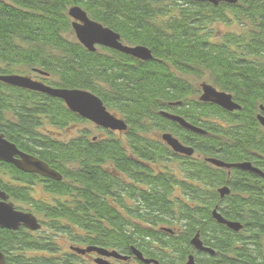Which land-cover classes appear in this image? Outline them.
<instances>
[{
  "label": "trees",
  "instance_id": "trees-1",
  "mask_svg": "<svg viewBox=\"0 0 264 264\" xmlns=\"http://www.w3.org/2000/svg\"><path fill=\"white\" fill-rule=\"evenodd\" d=\"M71 7L124 45L146 47L152 60L86 50L72 31ZM218 24L241 30L215 36ZM29 74L49 87L90 92L127 130L95 127L100 138L81 128L66 139L62 131L88 121L61 100L0 82V132L61 176L50 180L0 162V190L43 219L38 232L0 229L5 264H82L84 257L95 264V253L71 247L135 260L134 248L159 264H183L191 253L196 264H264V177L234 171L227 180L203 160L248 162L264 174V128L256 119L264 114V0H0V76ZM206 75L239 110L198 100L201 91L187 76ZM163 111L204 134L182 129ZM164 133L194 155L174 153ZM224 184L231 194L221 201L215 189ZM38 189L42 197L35 198ZM215 206L242 230L213 220ZM197 233L213 255L194 252Z\"/></svg>",
  "mask_w": 264,
  "mask_h": 264
},
{
  "label": "water",
  "instance_id": "water-1",
  "mask_svg": "<svg viewBox=\"0 0 264 264\" xmlns=\"http://www.w3.org/2000/svg\"><path fill=\"white\" fill-rule=\"evenodd\" d=\"M186 1L194 3H209L213 6H218L220 3H236V0ZM67 15L72 21L71 28L75 39L86 50L95 52L96 46H100L117 51L121 54L130 56L143 62L152 60V55L149 49L144 46L124 45L121 42L120 36L118 34L102 26L100 23L90 20L86 12L81 8L71 7L69 8ZM36 72L40 75H45L40 71ZM0 82L17 88L45 94L49 97L61 100L68 110L78 115L82 119L90 122L97 128L111 132H125L127 130L125 122L122 119L117 118V116L114 114L108 112L101 100L90 92L79 89L53 88L46 86L41 82L32 80L28 76L19 75L0 76ZM199 89L201 94L198 97V100L201 102L214 104L227 112H233L240 109V107L232 100L231 95L218 91L209 84L201 83ZM260 109L262 112H264V108L260 107ZM159 114L163 118L176 123L184 130L196 134H204L201 129L190 125L184 119L176 115H171L166 112H160ZM256 119L262 128H264V114H258ZM161 140L176 154L187 157L193 154L192 148L185 147L169 133L162 134ZM206 161L217 168L240 169L264 177V174L261 172V170L253 167L248 162L227 164L215 159H208ZM0 162L10 164L25 174H34L55 181L61 180L59 173L50 168L39 158L18 150L17 147L9 142L1 132ZM227 192L228 190L226 188L220 190L221 195H224ZM212 217L217 221V223L227 226L234 232H237L241 229V225L239 223L230 222L223 219V217L218 214L215 209L212 211ZM20 228L35 232L41 228V224L32 213L17 210L14 204L9 201L8 195L0 190V229L17 231ZM160 230L169 234L172 233V230L170 229L162 228ZM190 244L195 251L205 252L210 255L214 254L213 250L202 245L198 233L190 240ZM70 249L80 255H84L86 253H95L98 256L96 259H94L95 264H111L106 260L108 258L118 261L128 260V256H123L118 254L116 251H107L102 248L88 247L85 249H79L71 247ZM131 253L138 261L142 262L143 264H159L155 260L144 258L142 254L134 248L131 249ZM0 264H5V258L1 252ZM185 264H194V260L191 255L188 256Z\"/></svg>",
  "mask_w": 264,
  "mask_h": 264
},
{
  "label": "rangeland",
  "instance_id": "rangeland-1",
  "mask_svg": "<svg viewBox=\"0 0 264 264\" xmlns=\"http://www.w3.org/2000/svg\"><path fill=\"white\" fill-rule=\"evenodd\" d=\"M236 25V24H235ZM241 29L240 28H237V26H231V25H223V24H218L215 26V29H214V34L215 36H219V35H222V34H225V33H229V32H236V31H240ZM100 52V50H98ZM28 76H31V78L33 79H39L37 76L33 75V74H29ZM187 79L192 83L193 87L198 90L197 88H199V84H201L202 82H205L207 84H210L211 85V82L208 81L209 79V76L206 75L202 80H196L195 78L193 77H189L187 76ZM200 93H198L199 95ZM194 98H196V96H194ZM89 129L91 132H92V135L94 136H100V138H104V134L98 130H95V126L93 124H91L90 122H88V124H84V125H79V126H76V127H71L69 129H66L64 131H62V135L64 138L68 139V138H72L73 136L76 135L77 131L79 129ZM100 133V135H99ZM116 135H118V133H115ZM34 197L35 198H38V197H42L41 194H40V189H38L35 194H34ZM11 202L14 204V206L18 209V210H21V211H24V212H28L29 209H28V205L26 204H18L17 202L11 200ZM39 223L40 221L42 222V217H37ZM42 231H46V229H42ZM60 241L62 239H59ZM59 242V241H58ZM62 243V241L60 242ZM67 245L65 246V250H67ZM83 262L82 264H93L92 262V258H87V257H84L83 259ZM129 264H135L134 262H130Z\"/></svg>",
  "mask_w": 264,
  "mask_h": 264
},
{
  "label": "flooded vegetation",
  "instance_id": "flooded-vegetation-1",
  "mask_svg": "<svg viewBox=\"0 0 264 264\" xmlns=\"http://www.w3.org/2000/svg\"><path fill=\"white\" fill-rule=\"evenodd\" d=\"M192 155H194V153L192 154ZM191 155V156H192ZM191 156H188V157H191ZM195 158L197 159V158H200L201 159V157L200 156H197V155H195ZM208 159H215V160H218V159H216V158H203V160L205 161V162H207L206 160H208ZM220 161V160H219ZM208 163V162H207ZM210 164V163H209ZM233 164H235V163H233ZM212 165V164H211ZM215 168H217V167H215ZM219 170H221V171H224L225 173H226V177H227V180L229 179V177H231V174L234 172V171H239V172H247V173H250V172H248V171H243V170H240V169H222V168H218ZM252 174V173H251ZM253 175H255V174H253ZM256 176H258V175H256ZM227 180L225 181V183H227ZM220 189H223V188H226L227 190H228V192L226 193V194H224V195H219L218 194V197H219V199L222 201V200H224L226 197H228L230 194H231V188H230V186H228L227 184H224L223 186H221V187H219ZM9 201H11L10 200V198H9ZM214 209L216 210V212L218 213V214H220L221 215V213L219 212V210H218V206H215L214 207ZM212 213V212H211ZM211 215V217H212V214H210ZM223 217V216H222ZM212 219L213 220H215L213 217H212ZM223 219H225V218H223ZM226 220V219H225ZM216 221V220H215ZM228 221V220H227ZM217 222V221H216ZM242 230V229H241ZM241 230H239V231H237V232H235V233H238V232H240ZM234 232V231H233ZM202 245L204 246V244H203V242H202ZM194 252H198V251H195L194 250ZM198 253H202V252H198ZM189 255H191V256H193V260H194V264H196L195 263V254H193V253H191V254H189ZM188 255V256H189ZM188 258V257H187ZM109 263H111V264H129L130 262H134L135 263V260H137L136 258H135V260H134V258L133 257H129L128 258V260L127 261H118V260H114V259H111V258H108V259H106ZM153 260V259H152ZM138 261V260H137ZM187 261V259L184 261V263L183 264H185V262ZM136 264V263H135Z\"/></svg>",
  "mask_w": 264,
  "mask_h": 264
},
{
  "label": "bare ground",
  "instance_id": "bare-ground-1",
  "mask_svg": "<svg viewBox=\"0 0 264 264\" xmlns=\"http://www.w3.org/2000/svg\"><path fill=\"white\" fill-rule=\"evenodd\" d=\"M177 105H180V104H177ZM163 112H166V111H163ZM166 113H169V112H166ZM230 113H231V112H230ZM169 114H170V113H169ZM171 115H175V114H171ZM178 117H179V116H178ZM180 118H181V117H180ZM182 119H183V118H182ZM187 123H188V122H187ZM190 125H191V124H190ZM192 126H193V125H192ZM194 127H195V126H194ZM196 128H197V127H196ZM198 129H199V128H198ZM194 134H196V133H194ZM250 164H251V163H250ZM251 165H252V164H251ZM252 166H253V165H252ZM253 167H254V166H253ZM255 168H256V167H255ZM259 170H260V169H259ZM220 190H221V189H220L219 187L215 189V192H216L217 196H218V194L221 195ZM212 211H213V210H212ZM212 211H211V212H212ZM211 214H212V213H211ZM221 216H222V215H221ZM230 222H235V221H230ZM237 223H238V222H237ZM239 224H240V223H239ZM240 225H241V224H240ZM162 228H163V227H162ZM162 228H161V229H162ZM241 229H242V226H241ZM241 229H240V230H241ZM40 230H41V228H40L38 231H40ZM27 231H29V230H27ZM38 231H35V232H38ZM30 232H31V231H30ZM176 232H179V231L177 230ZM172 233H174V230H172ZM172 233H171V234H172ZM204 253H205V252H204ZM192 257H193V256H192Z\"/></svg>",
  "mask_w": 264,
  "mask_h": 264
}]
</instances>
